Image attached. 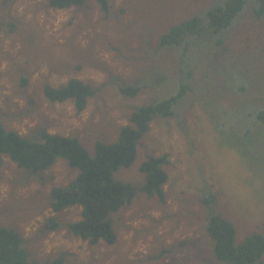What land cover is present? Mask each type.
I'll return each instance as SVG.
<instances>
[{
	"label": "rangeland",
	"instance_id": "obj_1",
	"mask_svg": "<svg viewBox=\"0 0 264 264\" xmlns=\"http://www.w3.org/2000/svg\"><path fill=\"white\" fill-rule=\"evenodd\" d=\"M218 2L109 0L104 11L94 0L68 9L44 0H0L6 130L26 138L76 137L92 156L96 142H115L133 111L170 98L183 83L189 87L172 117L150 123L134 163L113 175L139 189L141 163L168 156L165 203L138 192L112 215L114 245H92L66 229L80 220V207L51 210V188L77 174L64 160L38 176L2 157L0 228L17 230L38 264L59 258L62 264H216L205 231L211 211L232 223L236 243L264 233V120L257 115L264 111V17L253 14L256 0L219 34L203 24L190 44L159 46L162 34ZM70 79L95 91L83 112L44 97L45 84L58 88ZM128 87H137V95L125 96L121 89ZM209 193L215 202L205 207L201 200ZM50 219L58 230L47 229Z\"/></svg>",
	"mask_w": 264,
	"mask_h": 264
},
{
	"label": "trees",
	"instance_id": "obj_2",
	"mask_svg": "<svg viewBox=\"0 0 264 264\" xmlns=\"http://www.w3.org/2000/svg\"><path fill=\"white\" fill-rule=\"evenodd\" d=\"M39 1V0H33ZM54 9L82 7L87 0H44ZM106 11L109 0H94ZM207 12L199 17H191L184 23L173 27L159 38V46H179L191 43L187 39L200 36L204 32L203 24L214 34L227 30L245 9L249 0H218ZM253 14L257 19L264 17V0H256ZM263 19V18H262ZM188 78L186 75L183 79ZM26 86V77L22 78ZM189 87L183 83L179 92L166 100L133 111L129 124L120 128L113 143L96 142L94 154L76 137H62L41 132L30 138L14 131L6 130L0 122V167L2 157L7 156L19 169L32 175H40L50 170L57 160H64L77 171L76 176L66 185L53 187L49 192L50 208L54 213L78 206L81 218L67 225L66 229L76 238L95 245L100 241L114 245L117 235L113 229L112 215L132 203L138 192L147 197H156L165 203L163 190L167 173L163 169L168 156L147 157L139 167L144 175V184L135 189L129 184L114 180L113 175L122 168H129L135 161L139 141L149 129L150 123L158 118L174 115L177 103L187 94ZM128 97L137 95V87L121 89ZM44 97L51 103L71 102L75 111L80 113L86 108L87 101L95 91L78 79H70L64 86L54 88L45 84ZM258 113V112H257ZM259 121L264 120V111L257 114ZM215 196L208 194L201 204L210 207ZM48 230H58L60 225L55 219L46 223ZM205 231L212 244V256L216 264H258L264 257V233H252L242 242L236 243L235 229L222 215L209 212L205 219ZM0 264H38L24 247V241L14 228H0ZM62 264V258L52 263Z\"/></svg>",
	"mask_w": 264,
	"mask_h": 264
}]
</instances>
